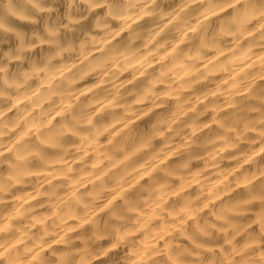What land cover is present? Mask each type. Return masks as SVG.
<instances>
[{"label": "clouds", "instance_id": "obj_1", "mask_svg": "<svg viewBox=\"0 0 264 264\" xmlns=\"http://www.w3.org/2000/svg\"><path fill=\"white\" fill-rule=\"evenodd\" d=\"M0 264H264V0H0Z\"/></svg>", "mask_w": 264, "mask_h": 264}]
</instances>
